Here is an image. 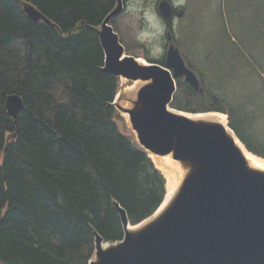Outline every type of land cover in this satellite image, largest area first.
<instances>
[{"label":"trees","instance_id":"obj_1","mask_svg":"<svg viewBox=\"0 0 264 264\" xmlns=\"http://www.w3.org/2000/svg\"><path fill=\"white\" fill-rule=\"evenodd\" d=\"M117 1L0 0V264H90L95 232L124 236L116 203L134 225L164 200V174L116 121L120 78L103 70L97 29ZM25 2L49 21H32ZM244 55L210 66L203 92L178 79L171 106L227 113L264 157V117L248 114L247 101L210 103L214 77H230ZM12 94L24 103L17 120L6 108ZM180 94L197 105H179Z\"/></svg>","mask_w":264,"mask_h":264},{"label":"water","instance_id":"obj_2","mask_svg":"<svg viewBox=\"0 0 264 264\" xmlns=\"http://www.w3.org/2000/svg\"><path fill=\"white\" fill-rule=\"evenodd\" d=\"M123 7V0H118L98 30L106 58L103 70L133 81H152L139 90L135 102L139 109L114 104L129 113L142 147L160 155L173 152V158L188 162L191 171L166 211L144 220L137 230L129 229L127 213L117 203L123 239L103 247L104 240L96 233L90 264H264V173L247 167L221 125L199 123L169 111L176 79L183 78L203 91L199 77L173 44L166 66L142 65L126 54L110 23ZM23 8L34 22L49 21L33 5L25 2ZM159 11L166 20L172 19L174 9L168 0H161ZM168 37L172 39L170 32ZM6 108L17 120L24 109L21 96L9 95Z\"/></svg>","mask_w":264,"mask_h":264},{"label":"rangeland","instance_id":"obj_3","mask_svg":"<svg viewBox=\"0 0 264 264\" xmlns=\"http://www.w3.org/2000/svg\"><path fill=\"white\" fill-rule=\"evenodd\" d=\"M160 1L148 0V3L154 4L164 18L158 8ZM168 1L174 8V16L170 22L164 18L168 24V32L165 34L166 51L158 58H151L145 48L135 40L134 33L128 26L129 17L126 12L128 0H124L123 11L112 18L111 24L125 46V53L137 59L141 58L147 63L165 64L169 46L174 44L180 50L187 66L198 75L204 91L205 85L201 78L203 74H211L209 67L219 63V66L229 68L234 64L231 56L237 51H242L245 54L244 58L242 57L240 63L234 67L235 70L230 77L221 79V75H216L217 80L216 76L212 80L213 94L210 103L220 107L229 102L244 106L247 101L248 114L264 117V0ZM169 32L171 40L168 37ZM221 54H226L223 60H219ZM129 83H133V80L120 77L119 100L127 99L123 91L125 85ZM249 99L253 101L252 104L248 102ZM179 105L194 107L197 104L189 102L185 95L180 94ZM169 106L181 110L172 107L171 104ZM115 107L116 121L121 132L138 144L130 122L116 105ZM225 116L229 118L226 113Z\"/></svg>","mask_w":264,"mask_h":264},{"label":"bare ground","instance_id":"obj_4","mask_svg":"<svg viewBox=\"0 0 264 264\" xmlns=\"http://www.w3.org/2000/svg\"><path fill=\"white\" fill-rule=\"evenodd\" d=\"M137 60L142 65L149 64L146 61L142 60L141 58ZM151 81L152 80L149 81L136 80L133 81V83L126 84L123 93L126 95L127 99L119 100V96H117L115 102L126 109H133V110L139 109L141 105H137L135 103L138 99L139 90L146 84L151 83ZM168 109L170 112L176 115L186 117L190 120L199 123H210V124L221 125L225 129L227 134L235 141L237 147L240 149L241 153L245 158L247 167L251 170L264 173V157L259 156L246 148V146L238 138V136L233 131V129L229 126L228 117L225 116L224 112L214 110V111L194 113L184 110L172 109L170 106ZM123 115L126 117V119L129 122H131L129 113L124 112ZM150 156L152 157L155 165L162 170L164 176L166 177L167 192L159 208L156 210V212L152 215L150 219L146 220V222L158 218L166 211V209L171 205V203L176 198L185 177L191 171V165L186 161H180L174 159L173 152L166 155L151 153ZM146 222H142L135 226L129 225V229L137 230ZM104 246L105 243H103V247Z\"/></svg>","mask_w":264,"mask_h":264},{"label":"clouds","instance_id":"obj_5","mask_svg":"<svg viewBox=\"0 0 264 264\" xmlns=\"http://www.w3.org/2000/svg\"><path fill=\"white\" fill-rule=\"evenodd\" d=\"M174 4V3H173ZM128 26L135 40L142 45L151 58L165 54L168 24L148 0H128L126 8Z\"/></svg>","mask_w":264,"mask_h":264}]
</instances>
